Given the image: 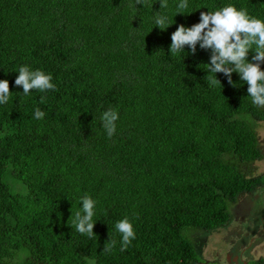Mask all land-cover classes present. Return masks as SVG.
<instances>
[{"label": "trees", "instance_id": "obj_1", "mask_svg": "<svg viewBox=\"0 0 264 264\" xmlns=\"http://www.w3.org/2000/svg\"><path fill=\"white\" fill-rule=\"evenodd\" d=\"M141 2L0 0V80L12 92L0 105V264H200L192 233L227 227L240 198L264 192V107L237 73L207 83L211 50L170 52L201 12L231 4L264 20V0H188L178 15L179 0ZM21 66L50 74L55 90L20 95ZM85 195L91 238L68 223ZM125 217L135 239L121 251Z\"/></svg>", "mask_w": 264, "mask_h": 264}, {"label": "clouds", "instance_id": "obj_2", "mask_svg": "<svg viewBox=\"0 0 264 264\" xmlns=\"http://www.w3.org/2000/svg\"><path fill=\"white\" fill-rule=\"evenodd\" d=\"M162 9L167 7V0H160ZM136 4L144 5L141 0ZM188 8V0H179L177 4V15L183 14ZM167 16L156 13L154 22L161 30H167ZM171 55L183 53L185 46L191 49V54H196L199 44L201 49L211 50L209 64H204L208 73H214V77H207L210 86L221 82L217 79L218 73H223L228 78V83L233 84L232 74L237 73L248 85V96L252 103L258 107H264V70L261 63H264V20L257 19L248 14L247 9H237L234 5H226L219 10L201 12L200 22L192 27L180 25L171 36ZM254 51L252 61L248 60L249 53ZM18 77L15 85L23 88L20 95L27 96L32 90L45 92L55 90L53 77L42 70H31L28 66H21L18 70ZM236 86V85H233ZM12 94L8 80H0V105L7 104ZM41 98V103H44ZM44 112L39 108L35 109L34 118L42 119ZM119 113L115 109H109L102 113L101 121L110 139L116 131V121ZM82 208L73 212L69 222L81 234L89 238L95 236L93 231L96 223H93L94 208L96 201L89 195L81 198ZM116 230L121 234V251L131 244L135 239V231L131 221L125 217L115 223ZM110 236V235H109ZM115 241L106 243L104 252H110Z\"/></svg>", "mask_w": 264, "mask_h": 264}, {"label": "rangeland", "instance_id": "obj_3", "mask_svg": "<svg viewBox=\"0 0 264 264\" xmlns=\"http://www.w3.org/2000/svg\"><path fill=\"white\" fill-rule=\"evenodd\" d=\"M258 135L264 152V122L258 127ZM254 174H264V159L255 164ZM232 213L233 220L227 227L192 233L200 264H230L229 253L235 247L239 248L235 252L245 248L252 260L264 258V192L243 196ZM90 263L96 264L92 260Z\"/></svg>", "mask_w": 264, "mask_h": 264}, {"label": "flooded vegetation", "instance_id": "obj_4", "mask_svg": "<svg viewBox=\"0 0 264 264\" xmlns=\"http://www.w3.org/2000/svg\"><path fill=\"white\" fill-rule=\"evenodd\" d=\"M237 250H239L238 247H235V249L234 248L231 249L229 253L230 264H250L253 261L249 256V253L245 252L246 251L245 248H243L238 252H235ZM235 260L237 261V263L235 262ZM207 264H215V263H207Z\"/></svg>", "mask_w": 264, "mask_h": 264}]
</instances>
